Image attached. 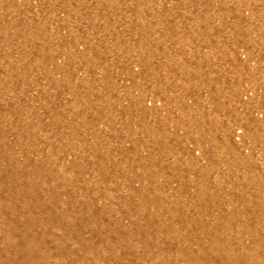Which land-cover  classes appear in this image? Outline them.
I'll list each match as a JSON object with an SVG mask.
<instances>
[{
	"label": "rangeland",
	"instance_id": "374dc122",
	"mask_svg": "<svg viewBox=\"0 0 264 264\" xmlns=\"http://www.w3.org/2000/svg\"><path fill=\"white\" fill-rule=\"evenodd\" d=\"M116 9L126 50L0 9V264H264V0Z\"/></svg>",
	"mask_w": 264,
	"mask_h": 264
},
{
	"label": "built area",
	"instance_id": "2783aa9c",
	"mask_svg": "<svg viewBox=\"0 0 264 264\" xmlns=\"http://www.w3.org/2000/svg\"><path fill=\"white\" fill-rule=\"evenodd\" d=\"M122 1L124 0H0V9L11 13V16L16 19V25H20L21 21L29 20L32 21V24L48 25L52 34H58L55 35L56 38L54 40H51L50 46L40 45V42H37L38 45L36 47L38 48L126 50L127 46L118 45L114 42L115 40L103 42L97 39L95 42L93 37L87 36V34H90L89 31L91 29H98L99 31L101 30L100 28L105 29L106 23L109 24L110 20L119 16L120 12L116 8L117 4ZM126 15L131 17L129 14ZM85 19H87V22L83 24L82 21ZM101 22H104V24L101 25ZM114 27L113 31L115 34L130 33L129 30L122 28L117 22ZM72 40L74 43L71 42ZM253 49H259V46H254ZM225 71L229 72L230 69L227 68ZM249 104L247 107L250 108L251 106L253 112L256 113L252 103L249 102ZM237 114L238 118L234 125L240 124L245 128L248 116L241 117L239 113ZM224 115L228 118L226 114ZM254 117L262 119L257 114ZM241 132L242 130L234 132L236 139L239 140Z\"/></svg>",
	"mask_w": 264,
	"mask_h": 264
},
{
	"label": "bare ground",
	"instance_id": "6f19581e",
	"mask_svg": "<svg viewBox=\"0 0 264 264\" xmlns=\"http://www.w3.org/2000/svg\"><path fill=\"white\" fill-rule=\"evenodd\" d=\"M67 20H69L68 18H67ZM86 22H87V19H85V20H83L82 21V23L83 24H86ZM101 25H103V23L101 22L100 23ZM101 29V28H100ZM90 34H95V33H99V32H101V30L99 31L98 29H91L90 31ZM72 43H74V41L72 40L71 41ZM34 49V48H33ZM40 53V52H39ZM47 59V58H46ZM23 63V62H22ZM81 111V110H80ZM170 140V139H169ZM40 162V161H39ZM42 165V164H41ZM159 168V167H158ZM34 175V174H33ZM35 176V175H34ZM45 178V177H44ZM206 178V177H205ZM196 180V179H195ZM207 180V179H206ZM205 181V180H204ZM66 183V182H65ZM36 184V183H35ZM13 185V184H12ZM205 185H207V184H205ZM34 186V185H33ZM202 186V185H201ZM182 189V188H181ZM25 190V189H24ZM27 190V189H26ZM198 191H202V189H200V190H198ZM17 192V191H16ZM56 192V191H55ZM28 193V192H27ZM28 196V195H27ZM50 197V196H49ZM18 200H20V199H18ZM23 202V201H22ZM25 202H26V200H25ZM40 204V203H39ZM2 205V204H1ZM7 206V205H6ZM29 207V206H28ZM17 209V208H16ZM25 212V211H24ZM29 213V212H28ZM59 214V213H58ZM59 217V216H58ZM77 219V218H76ZM223 220V219H222ZM43 221V220H42ZM70 221V220H69ZM260 221V220H259ZM262 221V220H261ZM6 223V222H5ZM45 224V223H44ZM217 224V223H216ZM43 225V224H42ZM69 225V224H68ZM247 225V224H246ZM10 226V225H9ZM53 226V225H52ZM194 226V225H193ZM258 226V225H257ZM260 227V226H259ZM49 228V227H48ZM78 228H80V227H78ZM217 228V227H216ZM240 228V227H239ZM26 229V228H25ZM12 230V229H11ZM140 230V229H139ZM142 230V229H141ZM207 231V230H206ZM210 231V230H209ZM250 231V230H249ZM248 231V232H249ZM5 232V231H4ZM68 233V232H67ZM75 233V232H74ZM94 234V233H93ZM160 234V233H159ZM222 234V233H221ZM255 235V234H254ZM27 236V235H26ZM159 236V235H158ZM189 236V235H188ZM187 236V237H188ZM196 236V235H195ZM113 237V236H112ZM236 237V236H235ZM215 238V237H214ZM213 238V239H214ZM256 239V238H255ZM18 240V239H17ZM10 241V240H9ZM14 242V241H13ZM122 242V241H121ZM10 243H12V242H10ZM199 244V243H198ZM60 245V244H59ZM253 245V244H252ZM259 245V244H258ZM261 245V244H260ZM11 246V245H10ZM149 246V245H148ZM101 247H102V245H101ZM161 247V246H160ZM183 247V246H182ZM238 247V246H237ZM12 248V247H11ZM200 248V247H199ZM224 248V247H223ZM239 248V247H238ZM14 249V248H13ZM18 250V249H17ZM223 250V249H222ZM23 251V250H22ZM152 251V250H151ZM244 251V250H243ZM162 252V251H161ZM217 252V251H216ZM252 251H250L249 253H251ZM53 253V252H52ZM152 253V252H151ZM192 253V252H191ZM243 253V252H242ZM2 254V253H1ZM31 254V253H30ZM123 254V253H122ZM179 254V253H178ZM65 255H66V253H65ZM120 255V254H119ZM149 255V254H148ZM159 255V254H158ZM192 255V254H191ZM226 255V254H225ZM252 258H253V260H255L256 259V257L258 256V255H256V253L255 252H252ZM68 257V256H67ZM160 257V256H159ZM200 257H202V256H200ZM212 257V256H211ZM263 257V256H262ZM223 258V260H224V262H225V264H239V260H237V259H232V257L231 258H229V259H227V261L224 259V257H222ZM221 258V259H222ZM235 258H237V257H235ZM244 261V260H243ZM28 262V261H27ZM197 262V261H196ZM223 262V261H222ZM240 262H241V260H240ZM245 262H247V261H244V263ZM255 263V262H254Z\"/></svg>",
	"mask_w": 264,
	"mask_h": 264
}]
</instances>
